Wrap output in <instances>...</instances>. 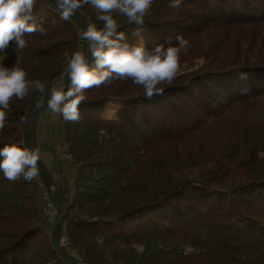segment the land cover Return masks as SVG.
<instances>
[{"label":"trees","instance_id":"1","mask_svg":"<svg viewBox=\"0 0 264 264\" xmlns=\"http://www.w3.org/2000/svg\"><path fill=\"white\" fill-rule=\"evenodd\" d=\"M168 4L154 0L139 37L140 26L113 13L130 45L189 41L162 94L149 99L142 86L115 80L85 91L80 122L58 114L73 172L68 186L53 182L58 217L64 212L57 246L73 264H264V0ZM33 14L46 34L25 35L23 49L11 41L0 62L18 58L26 79L47 86L9 101L0 148L26 147L29 115L61 79L65 54L87 52L85 29L51 0H35ZM74 16L103 27L91 6ZM112 103L115 119H104ZM44 185L39 173L10 182L0 172V264H69L40 210Z\"/></svg>","mask_w":264,"mask_h":264},{"label":"clouds","instance_id":"2","mask_svg":"<svg viewBox=\"0 0 264 264\" xmlns=\"http://www.w3.org/2000/svg\"><path fill=\"white\" fill-rule=\"evenodd\" d=\"M35 0H0V51L5 50L11 41L18 48L26 46L25 35L39 32L46 34L42 27L43 19L39 20L33 14ZM154 0H57L61 18L69 19L78 9L85 5L96 11V19L103 22V27L97 29L89 24L82 33V39L87 42V55L76 51L70 57L65 54V67L61 79L66 76L67 86L53 88L48 101V107L53 113L62 116L65 122L78 123L81 120L79 105L85 100V91L115 80H131L133 84L143 87L144 94L151 99L162 94L158 85L171 84L179 71V59L182 51L189 46V41L182 35L168 37L165 44H157L149 49L144 45L129 44L124 32H118V25L113 17L117 13L127 18L129 24L140 26L133 31L139 37L144 24V17L151 11ZM183 0H169L168 7L179 9ZM88 54L92 60L90 65ZM27 73L15 64L6 67L0 62V131L5 128L7 113L11 111L9 101L16 97L24 99L31 89L43 93L47 82L26 79ZM240 80H246L247 73L238 75ZM248 88L240 89L247 94ZM40 153L35 148L5 145L0 148V172L10 182H15L23 176L31 181L38 173Z\"/></svg>","mask_w":264,"mask_h":264},{"label":"rangeland","instance_id":"3","mask_svg":"<svg viewBox=\"0 0 264 264\" xmlns=\"http://www.w3.org/2000/svg\"><path fill=\"white\" fill-rule=\"evenodd\" d=\"M201 64V59H195L188 65V70L195 69ZM63 83L62 79H59L53 84V88H58ZM116 109L117 104H110L104 114V119L114 120ZM34 140L35 142L33 148L39 151L41 157L38 162L45 169V171L48 172L52 182L55 181L62 186L70 185L73 165L70 162L64 161V149L61 146V128L58 122V114L53 113L49 109L48 105L41 109L38 114L35 124ZM51 188L54 190V185H51ZM41 194H44V187L41 189ZM39 204L40 210L44 214L45 205L42 198H40Z\"/></svg>","mask_w":264,"mask_h":264},{"label":"water","instance_id":"4","mask_svg":"<svg viewBox=\"0 0 264 264\" xmlns=\"http://www.w3.org/2000/svg\"><path fill=\"white\" fill-rule=\"evenodd\" d=\"M56 6H57V2L54 1V0H51ZM58 7V6H57ZM84 29L87 28V24L85 22H83L81 19H79L78 17L76 16H72ZM86 55H87V52H86ZM90 54H88V58H89ZM69 83L68 79L62 84L63 86H67V84ZM61 85V86H62ZM51 96V95H50ZM46 98L44 101H42L38 106H36L32 112L30 113L29 115V118H28V124H27V130H26V134H25V142H26V147H29V148H32V144H31V141H32V132H33V121H34V117L36 115V113L38 111H40L41 109H43L44 107H46L48 105V101H49V98ZM38 169H39V175L41 177V179L43 180L45 186H51L53 185V182L50 178V176L48 175V173L45 171V169L41 166V164L38 162ZM63 217H64V212H59V218H58V221L55 225V228L53 230V233H52V243H53V246L55 249L58 250V252L60 253V255L63 257V259H65L69 264H73L67 256L64 255V253L59 250L58 246H57V237H58V233L61 229V226H62V223H63Z\"/></svg>","mask_w":264,"mask_h":264},{"label":"built area","instance_id":"5","mask_svg":"<svg viewBox=\"0 0 264 264\" xmlns=\"http://www.w3.org/2000/svg\"><path fill=\"white\" fill-rule=\"evenodd\" d=\"M52 188L51 186L44 185V205H45V223L49 230H53L58 218V213L56 210L55 203L52 198Z\"/></svg>","mask_w":264,"mask_h":264},{"label":"bare ground","instance_id":"6","mask_svg":"<svg viewBox=\"0 0 264 264\" xmlns=\"http://www.w3.org/2000/svg\"><path fill=\"white\" fill-rule=\"evenodd\" d=\"M57 210V209H56Z\"/></svg>","mask_w":264,"mask_h":264}]
</instances>
